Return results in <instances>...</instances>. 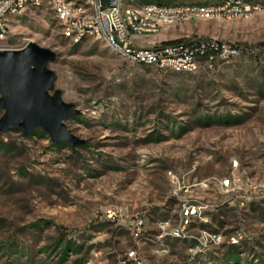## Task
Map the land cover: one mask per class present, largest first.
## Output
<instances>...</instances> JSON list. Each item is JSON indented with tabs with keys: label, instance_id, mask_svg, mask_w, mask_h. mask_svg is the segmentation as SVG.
Returning a JSON list of instances; mask_svg holds the SVG:
<instances>
[{
	"label": "rangeland",
	"instance_id": "374dc122",
	"mask_svg": "<svg viewBox=\"0 0 264 264\" xmlns=\"http://www.w3.org/2000/svg\"><path fill=\"white\" fill-rule=\"evenodd\" d=\"M8 21L16 49L56 52L49 92L80 110L64 123L86 144L43 128L0 134V264H264V198L242 205L221 186L232 173L264 182V10L150 37L242 47L196 73L138 64L103 39L71 43L48 4ZM169 170L184 178L180 195ZM183 199L205 208L177 238Z\"/></svg>",
	"mask_w": 264,
	"mask_h": 264
},
{
	"label": "built area",
	"instance_id": "2783aa9c",
	"mask_svg": "<svg viewBox=\"0 0 264 264\" xmlns=\"http://www.w3.org/2000/svg\"><path fill=\"white\" fill-rule=\"evenodd\" d=\"M48 4L59 24L62 37L78 44L88 38L103 39L116 52L133 62L174 72L196 73L204 65L212 67L239 55L242 47L218 37L187 35L171 43L136 44L132 38H150L165 28L177 29L193 19L249 18L264 10L255 0H111L102 9L101 0H0V50L16 49L8 38L9 16L22 13L28 7ZM237 166V162L233 163ZM182 194L184 178L173 170L167 173ZM221 186L239 193L240 203L264 198V182L232 173L221 180ZM186 195V194H185ZM203 203L183 199L181 220L172 230L177 238L185 237L195 218L202 215ZM112 214V211H109ZM213 238H219L214 234Z\"/></svg>",
	"mask_w": 264,
	"mask_h": 264
},
{
	"label": "water",
	"instance_id": "95a60500",
	"mask_svg": "<svg viewBox=\"0 0 264 264\" xmlns=\"http://www.w3.org/2000/svg\"><path fill=\"white\" fill-rule=\"evenodd\" d=\"M102 9L111 0H101ZM56 52L35 42L20 49L0 50V134L19 129L28 134L37 128L47 131L54 142H64L73 148L86 144L64 123L79 115L74 104L65 102L61 91L50 94L56 73L47 65L56 59Z\"/></svg>",
	"mask_w": 264,
	"mask_h": 264
},
{
	"label": "crops",
	"instance_id": "0c3cea01",
	"mask_svg": "<svg viewBox=\"0 0 264 264\" xmlns=\"http://www.w3.org/2000/svg\"><path fill=\"white\" fill-rule=\"evenodd\" d=\"M138 38H140V37H136V38H134L133 41H134L136 44L141 45V46H150V45H152V44L155 43V40H150V38L146 39L147 41L144 40L143 42H137L136 39H138ZM135 40H136V41H135ZM159 41H161V39H160Z\"/></svg>",
	"mask_w": 264,
	"mask_h": 264
},
{
	"label": "trees",
	"instance_id": "16d2710c",
	"mask_svg": "<svg viewBox=\"0 0 264 264\" xmlns=\"http://www.w3.org/2000/svg\"><path fill=\"white\" fill-rule=\"evenodd\" d=\"M173 41H175V40L164 41L163 43L166 44V43H171Z\"/></svg>",
	"mask_w": 264,
	"mask_h": 264
}]
</instances>
